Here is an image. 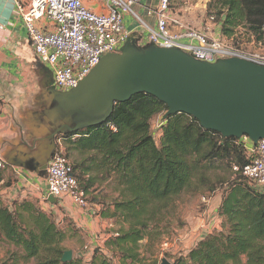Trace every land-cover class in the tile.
Returning a JSON list of instances; mask_svg holds the SVG:
<instances>
[{
    "label": "trees",
    "instance_id": "16d2710c",
    "mask_svg": "<svg viewBox=\"0 0 264 264\" xmlns=\"http://www.w3.org/2000/svg\"><path fill=\"white\" fill-rule=\"evenodd\" d=\"M214 4L222 36L239 27L255 33L264 27V0ZM167 110L155 97L138 94L116 103L102 124L59 136L66 157L72 151L90 156L72 164L86 195L95 185L114 180L119 199L110 204L112 210L100 214L127 225L105 242L108 254L95 249L84 264H156L138 252V245L147 239L152 242L149 223L156 221L157 214L183 192L195 191L197 175L205 181L204 163L226 161L231 169L250 161L241 139L206 131L185 114L164 118ZM157 117L161 125L154 131L152 122ZM234 175L229 182L219 181L226 184L217 208L221 229L198 239L173 264H264V192L253 189L239 173ZM64 239L65 232L37 203L13 201L9 207L0 201V243L20 250L24 263L83 264L81 258L61 262ZM145 251L155 256L149 245ZM9 257L13 262L17 258Z\"/></svg>",
    "mask_w": 264,
    "mask_h": 264
},
{
    "label": "water",
    "instance_id": "95a60500",
    "mask_svg": "<svg viewBox=\"0 0 264 264\" xmlns=\"http://www.w3.org/2000/svg\"><path fill=\"white\" fill-rule=\"evenodd\" d=\"M49 92L51 102L40 119L48 141L40 171L56 149L55 137L102 124L116 103L138 94L165 104L164 118L185 114L223 138L247 137L253 145L264 140V67L242 59L201 62L177 49L139 47L129 39L120 53L103 56L76 88ZM47 201L57 203L53 197ZM71 261L72 251H65L61 262ZM160 264L172 263L164 258Z\"/></svg>",
    "mask_w": 264,
    "mask_h": 264
},
{
    "label": "built area",
    "instance_id": "2783aa9c",
    "mask_svg": "<svg viewBox=\"0 0 264 264\" xmlns=\"http://www.w3.org/2000/svg\"><path fill=\"white\" fill-rule=\"evenodd\" d=\"M147 1L105 0L102 13L88 9L85 0H17L14 4L32 51L49 68L53 87L59 92L76 88L103 56L120 53L130 38L123 23L129 13L139 22H134L135 26L147 32V45L177 49L201 62L237 58L264 67V27L259 33L239 27L230 36H222L221 23L213 24V17L208 25H213L215 31L207 26L194 28L172 13L171 0H153L155 7L145 8L146 15L155 18V28H151L134 11ZM216 31L217 38L212 37ZM160 125L158 121L156 128ZM241 141L250 161L242 168L233 166V170L253 189L264 192V140L250 149L247 137ZM46 188L48 197L56 200L68 197L81 209L88 206L87 195L62 149H56L47 164Z\"/></svg>",
    "mask_w": 264,
    "mask_h": 264
},
{
    "label": "crops",
    "instance_id": "0c3cea01",
    "mask_svg": "<svg viewBox=\"0 0 264 264\" xmlns=\"http://www.w3.org/2000/svg\"><path fill=\"white\" fill-rule=\"evenodd\" d=\"M15 1L17 0H0V162L3 164L0 169V201L9 207L13 201H33L42 211L59 217L62 224L68 225V230L75 228L78 234L85 236L88 244L92 245L91 249L100 248L99 250L106 252L105 242L118 229L112 219L101 217L102 210H112L109 202L104 203L96 197L97 194L106 192L103 185H95L90 189L86 209L79 208L68 197L56 200V204L47 201L46 170L40 171L37 166L48 148L47 131L40 119L51 102L49 91L55 89L49 68L39 62L29 45L26 30L15 10ZM155 5V1L148 0L136 7V11L151 28H155V18L147 16L145 8H153ZM85 6L96 13L105 12L102 5L91 0H85ZM123 23L129 32V39L134 40L139 47L147 45V32L143 28L135 26L127 15ZM205 26L215 31L208 24L200 28ZM217 35L216 31L212 37L217 38ZM53 143L56 149L64 150L59 136L55 137ZM252 147L253 144L248 143L247 148ZM90 196H94L95 200L90 202ZM220 202L221 198L214 209L216 216ZM218 219L221 222L219 217ZM214 225L203 229L208 231ZM219 230L218 228L216 231ZM210 233L212 231L207 234ZM205 235H200L199 239ZM8 258L10 257L6 252H0V264H23L18 257L14 262Z\"/></svg>",
    "mask_w": 264,
    "mask_h": 264
},
{
    "label": "rangeland",
    "instance_id": "374dc122",
    "mask_svg": "<svg viewBox=\"0 0 264 264\" xmlns=\"http://www.w3.org/2000/svg\"><path fill=\"white\" fill-rule=\"evenodd\" d=\"M91 1L99 6L105 2V0ZM215 1L217 0H171L170 8L172 13L180 16L185 23L194 28H200L204 24L207 25L211 17L215 19L213 24H216L217 7L214 4ZM134 11L141 17L140 13L136 11V7ZM127 16L131 18L135 24L139 23L132 14L129 13ZM158 121V117L153 120L152 130L157 131L156 125ZM155 139L157 141V138ZM245 154L246 157L249 158L247 156L248 152H245ZM83 156L85 157H81V155L72 151L69 159L71 163L74 164L82 158H90L89 155ZM204 165L206 168L203 169L202 175H204L205 181L202 182L200 179L202 176L199 178L197 175L194 180L195 191H185L178 197L172 199L167 208L157 214L156 221H153L151 224L149 223V233L151 234L152 242H148L147 239L140 242L138 245V252L148 259V262L160 264L161 260L165 258L168 262L173 264L177 256L185 255L186 252L193 247L200 235L207 234L211 231L214 232L218 228L221 229V222H219L218 217L214 214V209L226 188V184L219 181H231V179H234V173L236 172L233 170V167L231 169L229 168V163L226 161H211L204 163ZM102 185L105 187L106 192L97 194L96 197L99 200L111 204L114 199H119V193L117 192L116 184L113 179L105 181L101 186ZM93 197L90 196L91 199ZM48 214L52 215L53 220L58 223L59 227L66 231L65 239L61 247L65 251H72V260L81 258L83 264V261L88 262L92 256L91 254L94 252L90 247L92 245L88 244V239L78 234L75 228H71L73 231H71V229L68 230V225L66 223L62 224L59 217L51 213ZM113 224L118 230L127 229V225L122 223L121 220H113ZM213 224L215 225L212 229L208 230L209 232L207 229H203L208 225H210L209 228H211ZM146 245H149L150 248L153 249L155 256L151 257L146 253ZM0 252H6L8 256L15 255L19 260H22L21 251L13 245L1 242ZM106 254H108V252H106ZM116 260L117 259H115V262ZM21 262L23 264H36L34 260H29L25 263L23 261Z\"/></svg>",
    "mask_w": 264,
    "mask_h": 264
}]
</instances>
